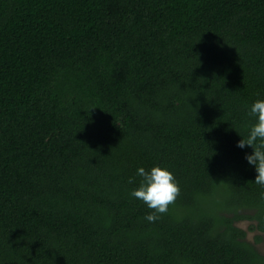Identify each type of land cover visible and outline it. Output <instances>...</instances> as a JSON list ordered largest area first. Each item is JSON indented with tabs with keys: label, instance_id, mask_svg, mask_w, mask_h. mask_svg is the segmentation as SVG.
I'll use <instances>...</instances> for the list:
<instances>
[{
	"label": "trees",
	"instance_id": "obj_1",
	"mask_svg": "<svg viewBox=\"0 0 264 264\" xmlns=\"http://www.w3.org/2000/svg\"><path fill=\"white\" fill-rule=\"evenodd\" d=\"M257 99L264 0H0V264H264ZM157 165L180 194L148 222Z\"/></svg>",
	"mask_w": 264,
	"mask_h": 264
},
{
	"label": "clouds",
	"instance_id": "obj_2",
	"mask_svg": "<svg viewBox=\"0 0 264 264\" xmlns=\"http://www.w3.org/2000/svg\"><path fill=\"white\" fill-rule=\"evenodd\" d=\"M248 117L253 121L247 128V135L238 140L240 149L251 148L244 159L255 169L254 182L264 186V99H257L247 109ZM139 178L138 186L129 193L131 198L142 202L150 211L144 219L155 222L166 214L169 206L180 194L179 184L174 174L166 167L153 166L150 169L139 167L136 170ZM130 183L133 181L130 180Z\"/></svg>",
	"mask_w": 264,
	"mask_h": 264
},
{
	"label": "rangeland",
	"instance_id": "obj_3",
	"mask_svg": "<svg viewBox=\"0 0 264 264\" xmlns=\"http://www.w3.org/2000/svg\"><path fill=\"white\" fill-rule=\"evenodd\" d=\"M246 232V240L255 247L257 252L264 256V235L256 231V224L254 222H241L236 225ZM256 238H260V242L256 241Z\"/></svg>",
	"mask_w": 264,
	"mask_h": 264
}]
</instances>
